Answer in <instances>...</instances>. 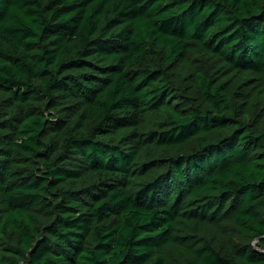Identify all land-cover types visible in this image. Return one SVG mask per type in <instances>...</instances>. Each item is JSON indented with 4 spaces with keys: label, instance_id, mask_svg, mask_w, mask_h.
<instances>
[{
    "label": "trees",
    "instance_id": "trees-1",
    "mask_svg": "<svg viewBox=\"0 0 264 264\" xmlns=\"http://www.w3.org/2000/svg\"><path fill=\"white\" fill-rule=\"evenodd\" d=\"M0 264H264V0H0Z\"/></svg>",
    "mask_w": 264,
    "mask_h": 264
}]
</instances>
